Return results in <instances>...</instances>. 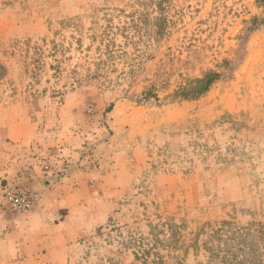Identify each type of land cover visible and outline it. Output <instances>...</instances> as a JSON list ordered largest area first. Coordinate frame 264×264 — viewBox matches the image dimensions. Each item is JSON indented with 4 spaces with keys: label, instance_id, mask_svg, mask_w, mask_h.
Wrapping results in <instances>:
<instances>
[{
    "label": "rangeland",
    "instance_id": "obj_1",
    "mask_svg": "<svg viewBox=\"0 0 264 264\" xmlns=\"http://www.w3.org/2000/svg\"><path fill=\"white\" fill-rule=\"evenodd\" d=\"M138 1L0 0V264H143L165 217L264 223V24L236 39L255 0Z\"/></svg>",
    "mask_w": 264,
    "mask_h": 264
},
{
    "label": "trees",
    "instance_id": "obj_2",
    "mask_svg": "<svg viewBox=\"0 0 264 264\" xmlns=\"http://www.w3.org/2000/svg\"><path fill=\"white\" fill-rule=\"evenodd\" d=\"M157 3L161 5L162 2ZM138 4L145 5V0H139ZM255 5L260 12L242 21L243 27L236 36L237 40L243 39L264 24V0H255ZM54 48L58 50L57 45ZM105 52L111 56L110 50L105 49ZM43 57L41 49L35 47L28 60L23 61V73L33 81L38 80L43 70ZM227 64L228 60L224 58L217 67ZM206 70L208 71L201 76L187 78L183 84H178L173 96L183 100H194L203 96L220 77L213 69ZM8 77V68L0 62V85ZM150 95L158 100L155 93L147 90L145 97ZM188 224L187 221L177 224L171 218L165 217L160 224L151 226L150 237L143 236V246L134 250L135 258L142 259L143 264H184L190 251L197 253L203 250L207 253L205 264H264V223L250 222L243 226L233 220L224 219L202 223L192 221ZM260 243L262 246L259 248Z\"/></svg>",
    "mask_w": 264,
    "mask_h": 264
},
{
    "label": "built area",
    "instance_id": "obj_3",
    "mask_svg": "<svg viewBox=\"0 0 264 264\" xmlns=\"http://www.w3.org/2000/svg\"><path fill=\"white\" fill-rule=\"evenodd\" d=\"M5 195L12 206L15 208L26 211L30 208V196L27 194H21L13 190L5 191Z\"/></svg>",
    "mask_w": 264,
    "mask_h": 264
},
{
    "label": "crops",
    "instance_id": "obj_4",
    "mask_svg": "<svg viewBox=\"0 0 264 264\" xmlns=\"http://www.w3.org/2000/svg\"><path fill=\"white\" fill-rule=\"evenodd\" d=\"M47 173H49V172L47 171Z\"/></svg>",
    "mask_w": 264,
    "mask_h": 264
}]
</instances>
